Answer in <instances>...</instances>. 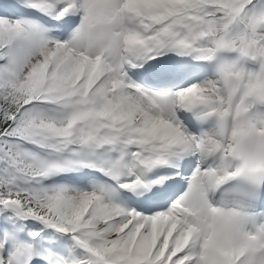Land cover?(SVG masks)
<instances>
[{
    "label": "snow or ice",
    "instance_id": "6c2138e0",
    "mask_svg": "<svg viewBox=\"0 0 264 264\" xmlns=\"http://www.w3.org/2000/svg\"><path fill=\"white\" fill-rule=\"evenodd\" d=\"M0 264H264V0H0Z\"/></svg>",
    "mask_w": 264,
    "mask_h": 264
}]
</instances>
